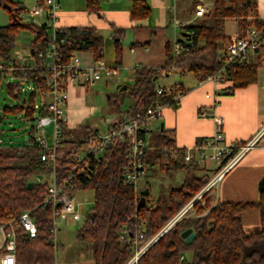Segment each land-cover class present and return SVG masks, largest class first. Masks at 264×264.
Instances as JSON below:
<instances>
[{
    "label": "trees",
    "instance_id": "16d2710c",
    "mask_svg": "<svg viewBox=\"0 0 264 264\" xmlns=\"http://www.w3.org/2000/svg\"><path fill=\"white\" fill-rule=\"evenodd\" d=\"M42 0H38L40 3ZM200 0L192 3L193 8ZM90 9L97 11L93 0H88ZM0 9L11 18L7 26L0 27V65L9 68L14 65L13 51L16 38L23 31H30L34 39L30 43V55L34 60L32 66H17L13 71H1L0 81L7 76L15 83H8L7 94L17 101L18 105L4 107V115H21L27 122H33L35 112L38 117L44 116V107L35 109V99L40 98V92H46V70L41 69L44 62L38 58L39 53L46 54L50 44L46 27L33 23H22L16 19L18 13L26 12L23 7L8 0H0ZM256 11L255 0H213L212 11L186 27L182 36L189 39L191 46L187 52L174 56L171 44L165 47V67H174L177 74H192L198 81L204 80L218 72L222 63L218 54L229 42L224 34V19L235 18L238 26L246 28V18ZM149 14V8L142 0H135L131 8L133 19L144 18ZM57 40L69 39L72 46L56 42V50L60 60L67 63L74 49L80 52H90L93 60L103 56V42L93 29L69 28L58 29ZM258 66L233 61L228 67V77L233 82V88H243L257 80ZM158 71L142 68L133 72V82L126 86L125 91L118 90L110 96L111 109L120 113V122L132 119H142L140 136L144 137L143 119L147 110L155 106H174L171 102L175 91L158 95L155 81ZM33 86L29 97L22 98V85ZM183 94V90L180 87ZM29 92V91H28ZM127 94L132 103L123 113L120 112L121 102ZM118 123L113 127L116 128ZM79 127L73 131L63 127L61 143L56 150L55 175L57 180L72 176L71 194L77 191H93V207L86 216L83 225L78 230L76 238L91 246L94 264H126L132 257L131 248L120 238L123 226L129 231L135 230V218L142 219L145 224L144 243L155 237L162 228L180 211L186 208L209 182V177H198L197 163L183 162L185 151L174 146L173 135L167 131L153 136L147 141L151 150L145 156V162L150 167L159 164L162 168L179 170L184 173V181L178 188L158 195L155 207L136 209V198L133 186L125 184L124 175L128 167L127 146L115 143L101 156L89 158L85 174L79 173L73 154L84 148L82 138L77 137L83 132ZM97 132L86 133L92 135ZM73 134V136H72ZM200 144V142H199ZM176 160L170 157V151ZM42 149L37 145L35 130L31 126L28 132V143L10 146L0 142V224L13 221L25 211L31 210V217L37 227L34 238L17 237V264H55V253L50 244L52 237V218L49 209L39 205L46 194V178L50 171L40 160ZM149 172V174H150ZM148 174V175H149ZM152 174V173H151ZM150 174V175H151ZM37 177H44L43 184L36 183ZM32 182L31 189L27 184ZM149 196V194H148ZM146 198V203H147ZM205 203L193 202L192 208L196 216L183 218L175 223L165 234L158 238L139 258L137 264H264V233L248 235L243 231L238 213L252 207L251 204L216 203L211 190L203 196ZM259 206H264V192ZM208 211L204 216L198 215ZM137 229V227H136ZM190 231L194 238L190 243L181 235ZM186 256H189L188 259ZM183 257L182 260L180 258Z\"/></svg>",
    "mask_w": 264,
    "mask_h": 264
},
{
    "label": "crops",
    "instance_id": "0c3cea01",
    "mask_svg": "<svg viewBox=\"0 0 264 264\" xmlns=\"http://www.w3.org/2000/svg\"><path fill=\"white\" fill-rule=\"evenodd\" d=\"M8 1L26 10L38 4V0ZM54 1L56 2L54 27L57 30L93 29L103 42L102 60L106 65L118 68L119 73L128 71L131 82H133V72L137 65L140 69L157 70V78L170 80L169 75L164 74V70L167 68L165 67V47L166 44H171L174 38H183L182 33L174 32L173 19L188 25L203 20V18L194 19L197 5L193 8L192 3L195 0H142L149 8V14L141 19L131 17V8L135 0H93L97 11L90 9L88 0ZM255 2L256 11L246 18V24L257 20L264 22V0H255ZM200 3L213 6V0H200ZM0 18L4 22L0 23V27L7 26L11 22L10 16L2 9H0ZM36 20L42 24L47 23V20L42 17L36 18ZM229 20L235 25V31L230 34L226 32ZM241 32L242 28L238 26V21L235 18L224 19V34L229 40L240 35ZM33 39L34 35L32 34L31 40ZM78 55L83 66L93 62V55L90 52H79ZM21 56L24 59L23 66L34 65V60L28 56V53L21 54ZM250 64L258 66L257 80L243 88L234 89L233 82L230 80L220 83L198 81L192 74H183L182 76L185 77L182 82H178L175 77L176 80L173 78L170 83L158 86L157 88L161 89L168 88L176 82L183 90V94L177 103H174V106H164L158 119L146 122L143 130L145 140L151 141L154 135L167 131L173 135L174 146L177 150L194 152L193 149L199 142L213 138L216 131V120L221 121V145L244 143L251 139L264 125V48ZM102 82L105 88L112 86L115 93L118 90L125 91L122 90L120 76ZM97 84L84 89L76 83L68 91L66 128L73 131L82 127L83 132L77 136L79 138L85 136L87 132H105L120 122V113L110 108V96L112 95L105 96L106 109L98 111L96 107L87 103L86 93ZM93 94H97L95 90H93ZM125 100V98L122 100L121 105ZM131 103L132 101L126 105V109L120 108V112L126 111ZM96 111L101 115L99 124L101 129L90 123V119ZM192 161L200 167L199 158L195 156ZM203 165L201 167L204 170V175L210 179L209 184L218 172L220 163L208 162V165ZM156 170L163 172L162 175H170V171H174L156 164L150 174L157 173ZM177 172L181 173V178L179 186L175 188L180 187L185 178L183 171L175 170L172 173ZM150 174L143 180L147 181ZM263 179L264 138L209 189L216 203L253 205L238 213L243 231L248 235L264 233V206L262 208L259 206L262 192H264V185H261ZM144 189H147L150 194L147 182H145V187L140 188V191ZM86 193L87 190H80L76 193L75 198L78 204V200L81 198L87 202ZM72 224L74 223L69 222L66 225ZM58 232H60L59 226Z\"/></svg>",
    "mask_w": 264,
    "mask_h": 264
},
{
    "label": "built area",
    "instance_id": "2783aa9c",
    "mask_svg": "<svg viewBox=\"0 0 264 264\" xmlns=\"http://www.w3.org/2000/svg\"><path fill=\"white\" fill-rule=\"evenodd\" d=\"M55 8L56 2L54 0H42L33 8L26 12L18 13L16 19L22 23H33L37 26H45L50 39L49 47L46 54L39 53L38 58L43 60L44 64L41 69L46 70V92H40L42 107L45 108L46 114L41 117L33 119L32 126L38 132L39 139L36 140L37 145L42 149L40 160L46 164V168L50 171L46 178V194L40 203L42 209H49L52 218V237L50 244L54 251H57L58 244L56 241V233L58 226L69 222H79L81 216L77 207L75 194H71L72 176L69 175L62 180H57L55 175L56 150L61 143V134L63 127L66 126V104L68 100V91L76 83L80 87L87 89L95 86L100 81H108L117 77L119 69L105 64L101 59L93 60L89 65L83 66L79 59V52L74 49L71 59L64 63L60 60V56L56 50V42L59 44L72 46L69 39L57 40L55 26ZM213 6H207L200 3L197 5L194 12V19L203 18L206 14L212 11ZM45 18L46 24L37 22L36 18ZM173 30L176 33L184 32L188 24L182 23L173 19ZM181 35V34H180ZM180 37V36H179ZM183 37V36H182ZM191 43L187 37L182 39L174 38L171 42V52L174 56H178L183 52L188 51ZM264 48V22L255 21L246 26L241 34L231 38L228 44L218 54V60L222 63L221 69L212 76H207L203 81L220 83L224 80H230L228 77V67L233 61H241L245 64H250L253 58ZM30 55V50L28 52ZM14 65L9 68H3L0 65V72L7 70L13 71L17 66H23V57L17 54L14 58ZM140 69L135 66V70ZM166 76H176L177 71L174 67H167L164 70ZM231 81V80H230ZM34 87L28 85L26 91L33 90ZM23 90V89H22ZM175 91L171 102L177 103L182 95L180 86L174 82L168 88H157L158 95L164 93H171ZM166 106V105H165ZM164 106H155L147 110L143 119L145 121L156 120L161 115V110ZM35 109L38 106L35 105ZM142 119L136 118L126 120L118 123L116 128H112L105 132H98L92 135H87L82 138L84 148L76 151L72 159L79 167L78 171L85 174L88 168L87 161L89 158H96L101 156L108 148L115 143H124L127 146L128 167L124 175L125 184L133 186L135 195L140 197V191L136 188V183L145 178L149 172L150 167L145 162V156L150 148L147 141L140 136ZM51 126L52 138L51 143L48 142L45 133V127ZM264 138V125L253 135L251 139L244 143H234L231 145H221L222 132L221 121L216 120V131L211 139L203 140L198 144L192 152L185 151L183 162L189 163L194 160L196 156L199 158V163L206 164V162H219L220 167L214 176L211 183H209L204 190L199 194L200 196L213 187L218 180L230 170L241 157L248 151L256 147ZM1 142V141H0ZM170 151V157L176 160L175 154ZM195 155V156H194ZM44 177H37L36 183L43 184ZM198 198V197H197ZM195 198L194 201L197 199ZM192 201L186 208L180 211L173 219H171L162 230L151 240L144 243V234L146 224L142 219L135 218V230L129 231L125 226L120 230V238L126 245L131 248L132 257L126 264H137L139 258L149 249V247L163 234H165L172 226L177 223L184 213L192 206ZM137 204V203H136ZM155 207V205H153ZM137 227V229H136ZM21 234L25 238H34L37 234V227L31 217V210L21 212L13 221L0 224V264H17V237ZM183 257L180 258L182 260Z\"/></svg>",
    "mask_w": 264,
    "mask_h": 264
},
{
    "label": "rangeland",
    "instance_id": "374dc122",
    "mask_svg": "<svg viewBox=\"0 0 264 264\" xmlns=\"http://www.w3.org/2000/svg\"><path fill=\"white\" fill-rule=\"evenodd\" d=\"M0 23H4L2 21V18H0ZM248 24H250V22ZM234 31H235V25L233 24L232 21L229 20L227 28H226V32L230 34V33H233ZM31 39H32V33L26 30H23L17 36L16 47L13 51V58L17 55V53L24 55L29 52L28 48L30 47V43L32 41ZM122 45H124V43H122ZM128 73H129L128 71H121L118 75L120 76L122 86L132 84L131 78L129 77ZM169 77H170L169 78L170 80H167V81L160 77L157 78L155 81L156 86L158 87L164 84L166 85L170 83V81H172L173 78L175 79V77L178 82H182L185 76L176 75L175 77L174 76H169ZM8 83H15V81L9 76H7L6 78L0 81V114H2L4 107H12L14 105H18L21 102V101L15 100L14 98H12L11 96L7 94L5 86ZM27 87L28 85L26 84L22 85L23 90H22L21 100H25L26 98H28L29 94L31 93L30 90L29 92L26 91ZM93 90L96 91L97 93L96 95L93 94ZM113 91L114 89L112 88V86H108V88H105L103 82L101 81L99 82V84H97L96 87L92 88V90H88L85 97H86L87 103L90 106L96 107L99 111L100 109H103V108L106 109L105 96L113 95L115 93V91L114 92ZM124 98L126 100L121 105L122 109H126V105L131 102L127 94L124 95ZM34 103L35 105L38 106V108L41 107L42 105L41 98L39 97L36 98ZM98 111H96L94 116L90 119V123L96 127H99L100 117H101L100 112ZM37 117H38V110L35 112V115H34V118H37ZM31 126H32V122L24 121L21 115H17V116L4 115L3 117L0 116V141L10 146L27 144L28 143V132L30 131ZM99 128L101 129V126ZM52 131L53 129L51 126L45 127V133L47 135L48 142L50 143H51V138H52L51 136ZM35 139L36 140L39 139V134L36 131H35ZM199 164H200V167L198 166L199 170L198 172L196 171V175L198 177L205 176L204 170L201 167L204 165L202 163H199ZM206 164L208 165V162ZM172 172H175V170ZM172 172L170 171V175L166 173H165L166 175H162L163 172L158 171L155 174H151L150 178H148L147 181L142 179L136 183V188L139 191L141 187L142 188L145 187V182L149 184L150 194L147 199L148 206L153 207V205H155L159 193L166 192V191L168 192V189L171 190L175 188L176 186H179L181 173L177 172L173 174ZM205 193L202 194L201 196L198 194L196 196V198L197 197L198 198L194 202H199L200 206H203L205 203V200H203V196L205 195ZM86 195H87L86 197L87 202H84L83 198H81V200H78L80 206H78L77 209L81 216V220L79 222H75L72 225H66V223L59 225L60 232H57L55 236L57 244H58L57 251H54L55 264H94L90 244L87 242L78 240L76 238V234L78 230L83 225L86 216L90 214V211L93 207L94 196L92 195V191L88 189ZM195 212L196 210L193 209L191 206L184 213L181 219L196 216ZM207 213L208 211L198 216L201 217ZM188 257L189 256H186L187 259Z\"/></svg>",
    "mask_w": 264,
    "mask_h": 264
},
{
    "label": "water",
    "instance_id": "95a60500",
    "mask_svg": "<svg viewBox=\"0 0 264 264\" xmlns=\"http://www.w3.org/2000/svg\"><path fill=\"white\" fill-rule=\"evenodd\" d=\"M122 90H126V86L122 87ZM33 183L30 182L27 184V188L31 189L33 187ZM261 185H264V179L261 182ZM148 197V190L144 189L140 191V197L136 204V209L139 210L140 208H147L146 198ZM183 238H186V241L190 243L192 239L194 238V234L190 233V231H186L181 235Z\"/></svg>",
    "mask_w": 264,
    "mask_h": 264
}]
</instances>
